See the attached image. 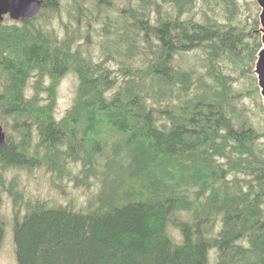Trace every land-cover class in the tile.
Wrapping results in <instances>:
<instances>
[{"label":"trees","instance_id":"trees-1","mask_svg":"<svg viewBox=\"0 0 264 264\" xmlns=\"http://www.w3.org/2000/svg\"><path fill=\"white\" fill-rule=\"evenodd\" d=\"M215 1L224 23L196 19L193 0H42L35 17L0 22V210L6 195L15 264H208L211 250L216 264H264V124L241 102L258 95L259 36L233 22L235 0ZM69 71L75 96L57 120ZM34 168L64 197L68 182L91 191L87 204L27 196L18 173Z\"/></svg>","mask_w":264,"mask_h":264},{"label":"rangeland","instance_id":"rangeland-1","mask_svg":"<svg viewBox=\"0 0 264 264\" xmlns=\"http://www.w3.org/2000/svg\"><path fill=\"white\" fill-rule=\"evenodd\" d=\"M134 3L136 0H117L119 6L127 2ZM194 5L191 9V12L194 13L195 18L198 20H203L205 15L212 16L213 18H217L221 23L227 21V14L221 8V1L210 0L209 4H206L204 0H193ZM237 4V13L236 18L233 22L240 24V26H244L245 33L250 32V44L253 43L251 41L252 35L256 33V29L259 27V23L255 26L254 18L258 20L259 14V6L256 3V0H235ZM207 5H209L207 7ZM115 12L117 13V8H115ZM113 13V10H112ZM186 15V14H185ZM11 19L5 18L4 21L9 22ZM52 22V21H51ZM58 21L56 18H53L52 24H56ZM249 35V34H248ZM95 41V47L91 49L90 52L94 54V58H97L99 55V48L101 46L96 45V41H101V37L99 35H95L93 38ZM196 51L193 50L190 52V55H193ZM199 52V51H197ZM200 57H203L201 53H197ZM114 64V63H113ZM112 64V65H113ZM241 67V66H240ZM253 68V66H252ZM226 72H230L228 69ZM116 74H120V72L115 71ZM233 77H237L235 81H233V86L238 90L245 89V84L247 78L244 75H237L238 68L235 71L230 72ZM251 74L253 71L251 70ZM254 75V74H253ZM246 78V79H245ZM248 82V81H247ZM77 85V77L72 72H66L59 82L57 86V99L56 106L54 109V116L56 119L61 118L66 110L71 106L74 96L75 89ZM33 93L32 88L28 85L26 89V96H29ZM247 108V114L252 118V122L257 126H262L264 124V111L260 108L259 103H261V97L258 93L256 98L251 96H245L241 99ZM262 106V104H261ZM17 170L11 171L9 173H15ZM20 183L22 188L24 189L27 196H31L34 198H43L47 199L50 202L54 199L57 200V204L71 205L74 209L78 210L82 206L87 204V200L90 196L91 191L85 188H74L70 182L67 185V196L64 197L61 195V192L55 187V184L52 182L53 178L50 173L45 172L43 168H34L31 172L20 171L18 173ZM96 187L92 186V193L96 191ZM92 196V195H91ZM2 207L0 210V220L5 223L4 226V242L0 247V264H15L16 259L14 255V246L12 241V230H11V202L3 195L2 197ZM179 217H183L184 215L178 214ZM168 230L171 232L172 238L180 241L181 235L180 233L171 227L168 224ZM208 264H216V253L211 250L209 253V263Z\"/></svg>","mask_w":264,"mask_h":264},{"label":"water","instance_id":"water-1","mask_svg":"<svg viewBox=\"0 0 264 264\" xmlns=\"http://www.w3.org/2000/svg\"><path fill=\"white\" fill-rule=\"evenodd\" d=\"M260 10L258 14L259 27L256 33L259 34L260 47L256 53L253 73L257 79L259 93L262 97L264 109V0H256ZM41 5V0H0V22L5 14L12 19L30 18L36 15ZM5 143V133L0 124V147Z\"/></svg>","mask_w":264,"mask_h":264},{"label":"bare ground","instance_id":"bare-ground-1","mask_svg":"<svg viewBox=\"0 0 264 264\" xmlns=\"http://www.w3.org/2000/svg\"><path fill=\"white\" fill-rule=\"evenodd\" d=\"M237 45V44H236ZM238 47V46H237ZM218 55V54H217ZM5 139H6V137H5ZM6 143V142H5Z\"/></svg>","mask_w":264,"mask_h":264}]
</instances>
